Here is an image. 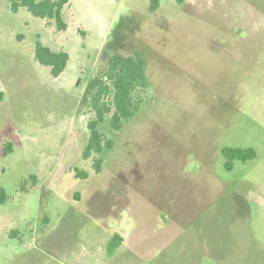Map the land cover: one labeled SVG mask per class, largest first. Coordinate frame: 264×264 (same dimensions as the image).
I'll return each mask as SVG.
<instances>
[{"label":"rangeland","instance_id":"rangeland-1","mask_svg":"<svg viewBox=\"0 0 264 264\" xmlns=\"http://www.w3.org/2000/svg\"><path fill=\"white\" fill-rule=\"evenodd\" d=\"M148 5L69 0L57 31L0 0V264H264V0ZM38 41L69 54L57 78ZM135 52L144 100L120 130L99 125L113 146L95 174L87 84ZM223 146L256 155L226 170Z\"/></svg>","mask_w":264,"mask_h":264},{"label":"trees","instance_id":"trees-1","mask_svg":"<svg viewBox=\"0 0 264 264\" xmlns=\"http://www.w3.org/2000/svg\"><path fill=\"white\" fill-rule=\"evenodd\" d=\"M182 3L184 0H176ZM69 0H7V7L12 13L25 9L30 15L46 21L47 25H55L57 31L67 28L63 17V8ZM160 0H149V11H155ZM34 60L41 66L49 68L52 78H57L66 68L69 54L64 50H53L39 41L34 47ZM147 88L145 60L137 52L132 56L114 54L107 60L106 70L102 75L95 76L87 84L88 111L91 113L87 121L88 138L82 149L81 157L91 160L92 171L98 174L103 165L100 154L113 146V141L100 129L99 125L107 115L110 116V128L118 131L123 123L132 119L139 111ZM4 154L11 151V143H4ZM220 153L224 159V168L231 170L233 162L246 161L255 157L252 147L223 146ZM77 178L85 179L89 172L74 168ZM7 199V194L0 187V204ZM124 238L118 232H113L105 243V252L108 256L116 253Z\"/></svg>","mask_w":264,"mask_h":264},{"label":"crops","instance_id":"crops-1","mask_svg":"<svg viewBox=\"0 0 264 264\" xmlns=\"http://www.w3.org/2000/svg\"><path fill=\"white\" fill-rule=\"evenodd\" d=\"M163 218V217H162ZM169 221H170V219H166L165 217L162 219V223L161 224H164V225H167V224H169ZM124 242H125V240L123 241V243L122 244H124ZM167 243H168V241L167 242H164V243H162V245H161V247L158 249V254H160V253H163L165 250H166V248L168 247V245H167ZM122 247H123V245H121ZM120 246V249L122 248ZM124 247H125V245H124ZM119 250V249H118ZM117 250V251H118ZM116 251V252H117ZM126 252H128V253H133L134 251H132L131 249H129V248H127L126 247V250H125ZM130 257H132L131 255H130ZM127 258H129V255H127V257H126V259ZM140 262L138 263V264H151V262H146V261H144V260H142V259H140L139 260ZM135 263H136V261H135ZM157 264H161V263H159V262H157Z\"/></svg>","mask_w":264,"mask_h":264}]
</instances>
